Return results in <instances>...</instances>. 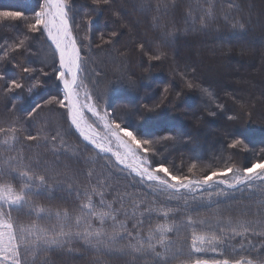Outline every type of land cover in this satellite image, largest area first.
<instances>
[{"label": "snow or ice", "instance_id": "snow-or-ice-1", "mask_svg": "<svg viewBox=\"0 0 264 264\" xmlns=\"http://www.w3.org/2000/svg\"><path fill=\"white\" fill-rule=\"evenodd\" d=\"M177 2L141 0V7L154 13L153 27L165 41L175 39L180 31L174 20L170 24L166 19ZM194 2L197 7L186 10L185 32L189 25L193 32L207 29L218 18L230 22L233 30H244V23L238 18L230 19L229 11L221 10L218 17L215 0ZM91 3L99 12L112 0ZM227 7L231 10L235 5L229 3ZM74 11L73 0H42L30 18L19 11H0V20L24 21L27 30L11 43L0 45V61L12 63L11 53L28 51L29 40L37 34L46 36L54 49L53 70L62 85V94L37 103L28 117L31 119L44 107L57 106L64 110L67 123L78 134V139L70 141L62 128L52 135L46 126H41L32 134L18 118L0 123V264H51L54 252L89 253L93 264H108L113 255L143 259L145 264H264V242L258 246L253 240L264 238V148L249 166L209 164L201 175H196L198 162L190 164L187 174L174 172L163 162L154 165L151 157L158 154L159 141L141 138L112 111L102 110L108 89L103 95L94 94L86 76L89 60L82 54L90 52L93 43L92 18L85 13L82 22L87 27L82 39L88 42L81 43V24L73 19ZM111 36L116 37L117 33L112 32ZM101 40L112 43L103 36ZM143 54L149 61L160 60L164 55L159 51ZM13 67L24 75L6 80L0 74V81L5 82L0 86V95L5 97L23 88L21 81L37 71L48 74L43 68L17 63ZM181 79L187 89L199 88L183 74ZM128 83L133 86L131 81ZM39 86V78L33 77L27 90L31 92ZM199 90L214 101L207 89ZM11 98L15 108L19 97ZM143 107L145 112H153L158 105ZM217 107L223 109V105ZM137 116L144 119V113ZM234 119L228 116V120ZM40 148L52 153L55 160L42 159L35 151ZM226 149L230 150L229 159L237 151H251L243 138L231 139ZM61 153L77 162L82 160L86 170L82 172L68 163L61 167L56 162ZM99 159L107 163L98 169ZM116 166L139 177L141 183L147 181L153 192L176 203L149 202L126 186L115 187L107 169L121 171ZM236 192L246 193L247 202L237 201L241 207L233 215L231 205L227 210L221 209L220 198ZM197 205L209 210V214L201 215ZM253 251L255 256L248 254ZM201 253L204 255H194Z\"/></svg>", "mask_w": 264, "mask_h": 264}, {"label": "trees", "instance_id": "trees-1", "mask_svg": "<svg viewBox=\"0 0 264 264\" xmlns=\"http://www.w3.org/2000/svg\"><path fill=\"white\" fill-rule=\"evenodd\" d=\"M40 2L42 0H0V11H19L24 17L30 18L39 10ZM229 3L235 5L231 10L227 7ZM73 4V19L81 24V43L88 42L82 39L85 35L84 28L87 27L82 22L85 13L92 18L91 50L82 52L89 60V71L86 73L88 83L95 89V95H103L104 89H108L107 98L102 101V109L112 111L122 124L135 130L141 138L159 141L156 144L158 154L151 157L154 165L163 162L174 172L187 174L192 162L201 164L204 161L203 166L200 168L198 165L196 169V175H201L207 170L206 165L209 163L213 167H222L225 162L239 166V162L251 161L249 156H243L239 152L229 159L228 150L224 153L227 158L211 156L209 161L206 160L204 152L221 141L217 138L222 137L221 134H210L209 130L212 128L222 131V134L233 129H237L236 133L240 130L246 133L251 129L256 138L264 143V0H215L218 17L221 10L229 11L230 19L238 18L244 23V30H233L230 22L218 18L207 29L195 32L190 30V25L189 30L184 31V19L187 8H196L197 4L194 0H178L176 8L166 19L170 24L174 20L180 31L175 39L167 41L162 39L158 29H154V13L144 10L141 0H112L110 5L104 6V10L99 12L94 11L91 0H73ZM114 12L116 15H113ZM26 31L24 21L0 20V45L11 43L20 33ZM112 32H116L117 36L112 37ZM101 36L104 40H112V43H103ZM140 45L144 48L141 49ZM145 51L149 54L159 51L164 55L160 60L149 61L147 55L143 54ZM52 52L54 49L46 36L37 34L29 40L28 51L11 53L14 57L12 63L0 61V74L6 80L24 75L20 69L13 67V63L36 69L43 68L48 73L43 75L37 71L33 74V77L39 78L40 86L31 92L27 89L33 77H27L21 81L25 85L23 88L9 97L0 95V123L18 118L32 134L41 126H46L52 135H55L58 128H62L71 141L78 139V134L67 123L66 113L59 107H44L31 119L27 115L37 103L43 104L44 100L62 94L61 85L53 70ZM181 74L199 85V88L187 89ZM93 81L97 83L93 84ZM129 81L133 86H129ZM4 83L0 81V86H4ZM165 88L168 89L167 92ZM200 88L211 92L214 101L204 95ZM225 93L231 98L224 97ZM13 96L19 97L15 101V108L12 106ZM210 102L223 105V109L217 105L213 108ZM241 104H245L246 109H251H240ZM144 105L158 107L153 112H145ZM236 110V116L240 117L237 124L231 125L228 120L224 121L229 113ZM210 112L215 115H210ZM247 112V115L244 114ZM138 113H144V119H139ZM241 132V137L245 136ZM166 136L176 139L164 140ZM258 148H264L263 144ZM193 149H196L195 153ZM260 149L254 151L252 160L258 158ZM35 151L41 154L42 159L55 160L53 154L43 148ZM192 153L197 156H192ZM111 161L114 164L112 159ZM56 162L61 167L65 163L71 164L82 172L87 168L82 160L77 162V159L63 153ZM106 163L104 159H99L97 168ZM116 167H120L121 171L107 169L112 173L115 187L123 189L126 186L128 191L138 193L149 202L156 200L158 203H176L153 192L148 184L141 183L121 166ZM181 167L184 171L178 169ZM237 201L247 202V194L236 192L234 196L220 198L221 209L227 210L231 205V211L235 215L236 210L241 207ZM198 207L201 215L209 214V210L203 206ZM253 240L258 246L264 242V238L253 237ZM248 254L255 256L257 253L253 251ZM50 261L51 264H93L89 253L54 252ZM108 264L145 262L143 259L113 255Z\"/></svg>", "mask_w": 264, "mask_h": 264}, {"label": "rangeland", "instance_id": "rangeland-1", "mask_svg": "<svg viewBox=\"0 0 264 264\" xmlns=\"http://www.w3.org/2000/svg\"><path fill=\"white\" fill-rule=\"evenodd\" d=\"M49 43L51 44V42L49 41ZM61 85V84H60ZM61 88H62V85H61ZM224 97H230L231 98V96L230 95H227V93H225L224 94ZM210 104L211 105H213V108H216V103L215 102H210ZM220 104V103H219ZM221 105V104H220ZM245 105V104H244ZM246 106V105H245ZM244 106V109L246 110V111H248L249 109H251V108H247L246 109V107ZM253 106H254V104H253ZM242 107H240V109H241ZM102 110H105V109H102ZM255 111V110H254ZM237 112V110L235 111V112H233V113H229L228 115L229 116H234V117H236V119H234V120H228V118H226L224 121H227L228 120V122H230L231 123V125H234V124H237V121L240 119V117L237 115L236 116V113ZM235 114V115H234ZM244 114H248V112L247 113H244ZM89 116H90V114H88ZM73 129V128H72ZM74 130V129H73ZM234 130V129H233ZM233 130H231L229 133H224V134H222L223 132L222 131H218V130H215L214 128H212V129H210L209 130V132H210V134L212 135H215L216 133H218V135H220L221 134V136L222 137H220V136H218L217 138L218 139H220L221 141L220 142H218L216 145L217 146H214V147H210V148H208V149H205V154H204V156L207 158L206 160H209L210 159V157L212 156V157H216V156H221L222 158H227V157H225L224 155L227 153V149H226V145L229 143V142H231V139H234V138H246V139H244V140H246L245 141V143L248 145V147L251 149V151H249V152H242V151H237V152H239V153H241L243 156H249L250 158V160L252 161V159H251V157H252V154L254 153V151H258L260 148H258L259 147V145H261V144H263V146H264V143L262 142V141H259L258 139L259 138H256V136L253 134V131L250 129L249 130V132H246V133H244V132H241L242 130H240V132L242 133V134H245V136H243V137H241V134H239L238 132L236 133V131H237V129H236V131H233ZM75 131V130H74ZM185 137H186V135H185ZM211 137V136H210ZM184 140H186V139H184ZM189 140V139H188ZM90 146V145H89ZM91 147V146H90ZM195 151H196V149L194 150L193 149V152L195 153ZM228 151H230V150H228ZM194 153H192V156H194L195 154ZM225 153V154H224ZM197 155H195L194 157H196ZM235 156V155H234ZM113 161H114V158H111ZM256 159V158H255ZM194 160H201V159H197V158H194ZM210 161V160H209ZM250 161V162H251ZM204 161H202V162H200L201 164H198L199 166H200V168L203 166L202 165V163H203ZM238 162V161H237ZM250 162H248L247 163V161L245 160V162H239L238 163V165L239 166H242V164H243V166H249V164H250ZM241 163V164H240ZM247 163V164H246ZM210 165H212V163H209ZM183 166V165H182ZM122 167V166H121ZM178 169H180V170H182V171H184V169H183V167H181V168H178ZM127 172H129L127 169H125ZM130 173V172H129ZM131 174V173H130ZM132 176H134V177H136L134 174H131ZM162 175V174H161ZM136 178H138L139 180H140V178L139 177H136ZM143 183H146V184H148V182L147 181H145V182H143ZM220 187H223L222 185L220 186ZM151 189V188H150Z\"/></svg>", "mask_w": 264, "mask_h": 264}]
</instances>
